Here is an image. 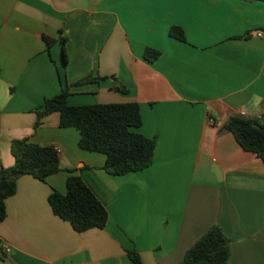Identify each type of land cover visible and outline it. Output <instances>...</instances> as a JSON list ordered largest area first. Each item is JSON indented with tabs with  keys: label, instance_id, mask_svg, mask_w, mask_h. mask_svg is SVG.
I'll list each match as a JSON object with an SVG mask.
<instances>
[{
	"label": "crops",
	"instance_id": "crops-1",
	"mask_svg": "<svg viewBox=\"0 0 264 264\" xmlns=\"http://www.w3.org/2000/svg\"><path fill=\"white\" fill-rule=\"evenodd\" d=\"M260 32L264 0H0V163L14 166L12 142L28 139L58 148L61 165L46 182L18 179L0 264H134L130 250L142 264H180L214 226L230 238L227 264H264V162L223 128L264 115ZM90 74L108 79L73 87L69 104L138 103L134 131L157 142L149 168L109 174L59 112L35 130L45 101ZM70 170L107 209L106 228L80 233L54 213L49 197L67 192Z\"/></svg>",
	"mask_w": 264,
	"mask_h": 264
},
{
	"label": "trees",
	"instance_id": "trees-1",
	"mask_svg": "<svg viewBox=\"0 0 264 264\" xmlns=\"http://www.w3.org/2000/svg\"><path fill=\"white\" fill-rule=\"evenodd\" d=\"M170 35L180 41L186 40L181 27L174 26ZM48 47L56 39L44 37ZM66 37L62 38L64 64L68 63ZM161 53L148 48L144 57L154 62ZM108 77L90 74L72 84H64L60 94L47 99L38 109L37 130L44 117L54 112L61 114L63 128H76L80 132V147L84 150L107 156L105 170L114 176H123L149 168L154 163L156 139L148 138L134 131L141 127L143 118L138 103H112L72 106L68 99L71 89L89 83H100ZM126 93L124 87H117ZM234 134L238 143L248 152L254 153L264 162V121L241 116L230 118L223 127ZM15 164L6 168L0 163V223L7 217V200L16 194L17 182L23 175L46 182L61 171L60 156L55 147L42 146L28 139L15 140L11 144ZM67 192L54 190L49 197L54 213L71 223L80 233L91 229H104L109 221V213L84 180L69 171ZM129 256L134 264H142L135 250ZM231 256V241L220 226L212 227L188 250L180 264H227Z\"/></svg>",
	"mask_w": 264,
	"mask_h": 264
},
{
	"label": "built area",
	"instance_id": "built-area-1",
	"mask_svg": "<svg viewBox=\"0 0 264 264\" xmlns=\"http://www.w3.org/2000/svg\"><path fill=\"white\" fill-rule=\"evenodd\" d=\"M258 36L264 37V33L263 32H260V33H258ZM255 119H258V120H261L262 121L264 119V115H260V116H258ZM55 149L57 150L58 153L60 152L58 148H55ZM5 249H6L7 252L10 251V247L8 245H5Z\"/></svg>",
	"mask_w": 264,
	"mask_h": 264
}]
</instances>
